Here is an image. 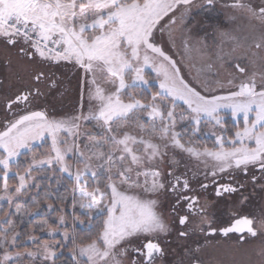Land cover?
I'll list each match as a JSON object with an SVG mask.
<instances>
[{
	"label": "snow or ice",
	"instance_id": "snow-or-ice-1",
	"mask_svg": "<svg viewBox=\"0 0 264 264\" xmlns=\"http://www.w3.org/2000/svg\"><path fill=\"white\" fill-rule=\"evenodd\" d=\"M193 3L0 0V44L15 53L24 74H12L23 87L2 105L11 119L5 117L0 131V200L11 205L14 197L34 190L30 214L45 217L39 231L50 238L63 236L52 245L32 235L29 240L39 251L13 252L20 233L5 221L0 264H20L24 255L55 264V247L67 243L73 245L74 264H156L166 254L163 245L170 246L173 239L182 247L178 264H206L209 237L230 234L241 242L259 239L246 264H264V206L244 212L251 200L250 171L253 191L264 192V0H231L227 7L260 27L221 31L219 43L213 41L215 51L189 27ZM200 7L210 11L215 0H204ZM181 9L178 39L184 52L208 57L196 69L195 83L185 79L157 43V33L178 24ZM165 17L168 22L161 26ZM168 36L176 49L177 37L171 30ZM238 49L241 55L234 56ZM11 64L9 56L6 65ZM66 65L82 73L80 97L70 115L59 116L54 106L49 112L47 102L64 96L55 69ZM221 69L227 70V80L217 78ZM34 101L45 107L22 111ZM228 114L234 133L226 126ZM202 125L223 129L212 132L211 147L198 146ZM47 141L46 155L25 160L22 174L12 171L34 143ZM185 157L196 162L195 170L185 166L180 171ZM13 177L19 183L10 187ZM65 182L68 187L61 194ZM225 200L230 202L228 219L216 226L217 206ZM165 203L170 204V220L161 210ZM53 214L55 219H47ZM78 220L89 233L96 229L90 242L77 243Z\"/></svg>",
	"mask_w": 264,
	"mask_h": 264
},
{
	"label": "rangeland",
	"instance_id": "rangeland-1",
	"mask_svg": "<svg viewBox=\"0 0 264 264\" xmlns=\"http://www.w3.org/2000/svg\"><path fill=\"white\" fill-rule=\"evenodd\" d=\"M231 2V0H215V7L214 9L210 11H203L200 7L204 4V0H194L193 5L191 6V18L188 20L189 27L192 28V33L195 37L206 39L207 44L209 46V50L215 51V45L213 44V41L215 40L218 44L220 41L219 33L221 31H236L239 29H244L245 31H249L250 27L252 25L259 26V23L257 21H249L242 13H240L237 10H234L230 7H227V5ZM247 2H251L254 4H258L261 2V0H247ZM183 12V9L178 11L176 13V17L178 20V24L173 26L169 25L168 28L165 29L164 34L157 33V43L161 45L166 53H168L172 58L176 61L178 67L180 68L182 75L185 77V79L192 81L195 83L194 77L196 75V69L201 68L205 62L208 60L207 56H201L199 53H197L195 50H193L190 53H185L183 50V46L178 39L180 33H179V20L181 13ZM172 15V14H170ZM169 17H165L164 20H162L161 26L167 24ZM237 22L236 25H231L233 23ZM259 29V28H258ZM257 29V30H258ZM171 30L173 35L177 37V47L176 49H173L169 43V36L168 32ZM195 41H193V44L195 45ZM202 48L203 45H200ZM240 49L237 50L236 53H234V56H240L241 55ZM261 55H264V52L261 53ZM183 57V59H182ZM242 63H245L242 61ZM195 65V67H193ZM68 69L67 73V80L69 85L72 87L68 88V97L66 99V108L64 110L56 111V114L59 116L64 115H70L74 111V105L77 103L80 97V88H81V75L82 73L73 69L71 65H66ZM146 74H149L151 76H154L155 74L152 73L151 69H146ZM232 72L235 73V69H231ZM76 73V81L72 76ZM238 76L239 73H236ZM221 80H227L228 79V72L225 69L220 70V74L217 77ZM74 89L76 92H74ZM234 90V89H233ZM227 89L225 90V93L220 94H226ZM150 95V94H149ZM85 107H87V104H85ZM179 113V109L177 110ZM226 126H229L231 128L230 132H233L236 130L234 126V122L231 119L230 114L225 116ZM242 123V120H241ZM202 132L197 133L196 135L199 137L198 140V146H208L211 147L212 143L215 139L214 136H212V132H216L219 134L223 129H220L218 126L216 128L202 125ZM228 129V128H227ZM204 133H207L208 135H204ZM41 144H46L47 150L49 151L50 147V141L47 142H36L33 144V149L36 147L41 146ZM47 151V152H48ZM185 166L188 169L195 170L196 168V162L195 161H189L186 157L183 159V163L181 165L180 171H185ZM202 167V166H201ZM189 176H191V173H189ZM19 181L15 179V182L10 185V187L15 186L18 184ZM24 196V195H23ZM23 196L14 197V203L9 205L6 200H0V208L1 207H11V215L13 216L10 219V222L16 226L17 231V221L22 220L24 217V209L22 204H17V202L21 201V198ZM213 199L214 196H213ZM203 203V199L201 200ZM230 202L229 201H222L217 206L216 215L220 211H224L227 215V206ZM250 203V202H249ZM258 206H264V197L260 198ZM250 208V205H248ZM247 207V208H248ZM19 208V212L17 209ZM170 204L165 203L163 205V208L161 209L164 212L165 218L167 219V213H169ZM251 210V209H248ZM80 209L77 208L76 212L79 213ZM55 219V217H53ZM80 219H83L81 217ZM6 221V220H5ZM9 221V220H8ZM5 223V222H3ZM87 223V221H85ZM72 225V222L70 224ZM8 227V224L6 223V227ZM76 227L81 228V225L79 224V220L77 221ZM38 226L34 225V230L37 229ZM4 232V228L0 226V236H2ZM32 236V235H30ZM39 237L41 240H46L52 245H56V241L63 240V236L59 233L56 234L55 238H50L47 235V232H40L39 235H35ZM141 241H134V246H139ZM261 241L259 239L254 240L253 242H250L249 244L237 246L233 243H211L210 246L206 247L204 259L206 261V264H214L217 260H223L225 261V264H233V261L235 264H246V261L248 259V254L251 252L252 249L257 248L260 245ZM27 248V249H26ZM165 248V256L168 257L170 260H174L182 255V247L179 242H177L175 239H173L172 244L169 246L168 244H164ZM13 252L20 251V252H26V251H33L37 252L39 249L36 247V245L29 240V237L26 238L25 242H19L17 240V246L16 248L11 249ZM2 251V250H0ZM55 251L57 254V259L55 264H74L72 261V252L64 250V247H55ZM227 253V255H225ZM23 259H26L28 261L25 262V264H43L48 263L52 264V261H44L43 257H38L36 260L38 261H32L33 259L30 257H27L26 255L22 256L20 258V261ZM69 259V260H67Z\"/></svg>",
	"mask_w": 264,
	"mask_h": 264
},
{
	"label": "flooded vegetation",
	"instance_id": "flooded-vegetation-1",
	"mask_svg": "<svg viewBox=\"0 0 264 264\" xmlns=\"http://www.w3.org/2000/svg\"><path fill=\"white\" fill-rule=\"evenodd\" d=\"M9 56H11L12 58V64L11 66L6 65V61L9 58ZM56 74L58 76H61V89L60 91H64L65 94L63 97L57 95L55 100H52L51 98H49L48 102H47V106H48V110L51 113L53 106L55 107V110L61 111L64 110L66 108V99L68 97V88L71 87L68 83L67 80V66L64 67H60V68H56ZM19 72L22 76L24 75L21 72V61L18 60L15 56V53H9L5 50L4 45L0 44V79H2L4 81V84L2 87H0V131L3 130V121L5 119V117L7 116L8 119H11V116L8 115V113L6 112V110L3 108V100L5 97L8 96H13L21 87H23V84L20 81H17L13 78V73H17ZM76 73H74V75L72 76V79L74 78L76 81ZM25 81L27 79V77H24ZM72 88V87H71ZM66 90V91H65ZM74 90V89H72ZM74 92H76L74 90ZM45 107L44 103H37V102H33L30 107L28 109H24L22 111H31V110H42ZM22 114V112H17V115ZM254 171V169L252 170ZM250 176H251V171H250ZM250 176H249V183H248V193L251 195V200H250V208H246L244 210L245 213L247 212H255L258 208V204L260 201V198L264 197V192H261L259 188H256L255 191H253V186L250 182ZM202 179V177H201ZM221 182H226V181H221ZM264 182V181H262ZM193 186H195V181H192ZM196 194V193H193ZM202 197L205 195V193H199ZM211 194V188L209 189V193ZM215 198V197H214ZM251 209V210H248ZM167 219L170 220L173 217L170 215V209H169V213H167ZM217 219H216V226H219L220 224L223 223L224 220L228 219V216L225 214L224 211H220L218 213V215H216ZM247 234H245L246 236ZM256 239H253L251 237H248L247 240L245 242H241L236 234H230L229 237H222V236H215V237H209V241L210 243L207 244V246H210L211 243H224L226 244L228 243H233L237 246H242V245H246L249 244L250 242H253ZM201 243H204L203 238H201L200 240ZM139 246H142V242H140ZM164 246V245H163ZM206 246V247H207ZM180 256V254L178 255ZM180 257L174 259V260H170L168 259V257H166L165 255L161 258L157 259L156 264H178V260ZM142 259V257H141Z\"/></svg>",
	"mask_w": 264,
	"mask_h": 264
},
{
	"label": "trees",
	"instance_id": "trees-1",
	"mask_svg": "<svg viewBox=\"0 0 264 264\" xmlns=\"http://www.w3.org/2000/svg\"><path fill=\"white\" fill-rule=\"evenodd\" d=\"M237 22L235 21V23L231 24L232 26L233 25H236ZM257 29L259 28L258 26H255ZM228 128V131L230 130L231 131V128L229 126H227ZM229 131V132H230ZM47 146L46 144H44V146H39V147H36L33 149L32 152L28 153L27 156H22L20 157V161H21V165L19 168H13L12 171L15 173L17 171H19L21 174L23 173V170H24V167H26V165L23 163L25 160H28L30 159L32 156H41V155H46L48 152H47ZM36 174L34 173V176ZM37 179L39 180L40 177L37 176ZM9 185L13 184L15 182V178H10L9 179ZM0 183H2V181H0ZM45 184V187H47V181L44 182ZM68 187V184L67 182H65L64 186L60 188V193L61 194H64L65 192V188ZM53 191H55V185H53V188L51 189ZM41 195H43V193H41ZM35 196V191H31V192H28L26 195H24L22 198H21V201L20 202H17V204H22L23 206V209H24V217L22 220H18L17 221V232L20 233V236L18 238V243L19 242H25L26 238L29 237L30 235H39V226L41 225L42 221L45 219L44 215H40V216H33L31 215L30 213L33 211V197ZM41 207L46 211L47 210V206L46 205H41ZM11 207H1L0 208V226H2L4 229L6 227V223H3L6 221H10V219L13 217L11 215ZM72 212V209L71 207L69 206V213L71 214ZM53 217H55V214H53L52 216L50 217H47V219L49 220H52ZM71 224V216H69V221H68V229L71 231L73 226H70ZM34 225H37L38 228L34 230ZM96 232V229L93 228L92 230V233H89L87 231V229H82V228H78L76 227V232H75V235H76V239H77V243H87V242H90L92 236L95 234ZM73 245L71 243H67L66 246L64 247V250H67V251H71ZM27 249V248H26ZM69 260V259H67ZM28 261L26 259H23L22 261H20V264H25V262ZM34 261V260H32ZM37 260H35L36 262ZM38 262V261H37ZM43 264H48V263H43Z\"/></svg>",
	"mask_w": 264,
	"mask_h": 264
}]
</instances>
